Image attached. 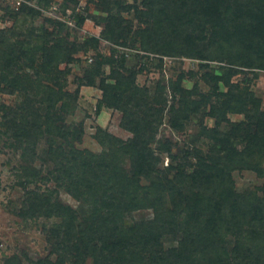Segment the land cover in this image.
I'll return each mask as SVG.
<instances>
[{"label": "trees", "instance_id": "16d2710c", "mask_svg": "<svg viewBox=\"0 0 264 264\" xmlns=\"http://www.w3.org/2000/svg\"><path fill=\"white\" fill-rule=\"evenodd\" d=\"M97 4L109 12L102 19L107 39L130 47L139 43L148 52L192 57L201 60V68H211L205 69L203 78L212 89L204 93L198 85L182 86L186 77L181 76L173 84L179 103L169 110L170 123L178 131L193 115L201 114L209 150L187 147L179 157L174 152L177 142L160 139L152 146L166 99L160 94L152 97L137 85V71L126 68V53L107 61L110 73L101 79L103 95L96 112L103 106L122 109L123 124L134 136L122 141L102 129L95 136L102 144L116 140L131 155L132 172L114 164L109 152L75 147L74 140L82 139L84 129L65 126L64 114L78 104L81 85H94V75H104V64L98 61L75 91L66 90L64 76L69 70L58 65L64 60L73 63L79 45L62 38L49 45L52 36L46 30L38 35L34 27L24 33L19 13L34 17L35 9L10 13L17 26L0 30V92L18 91L24 98L15 106L0 102L1 124L31 162L38 157L41 138L48 140L40 167H23L21 185L27 198L22 215L62 218L49 230L57 260L35 264H84L89 257L94 264H264V181L239 189L233 176L234 171L247 169L264 179V166L258 163L264 157V109L259 99L231 81L245 69H264V0H141V6L99 0ZM132 9L146 25L133 29V20L121 13ZM85 19L82 14L77 23L82 25ZM214 60L225 64L213 65ZM25 66L35 69L38 78L29 77ZM39 76L55 86L43 84ZM221 83L229 87L227 92L220 89ZM35 103L45 107L39 109ZM230 114L245 117L234 121ZM206 117L215 119L213 127L204 124ZM162 153L171 159L164 168L159 166ZM144 180L150 183L145 185ZM61 188L90 207L80 212L63 203L58 196ZM163 190H172L175 209H163ZM144 208H153L151 219L125 220L127 213ZM166 242L176 244L167 247ZM7 264L22 263L13 257Z\"/></svg>", "mask_w": 264, "mask_h": 264}, {"label": "rangeland", "instance_id": "374dc122", "mask_svg": "<svg viewBox=\"0 0 264 264\" xmlns=\"http://www.w3.org/2000/svg\"><path fill=\"white\" fill-rule=\"evenodd\" d=\"M97 1L99 0H51L47 4L40 0H0V30L16 27L17 18L10 13H18L23 7H26L35 9L38 15L33 17L29 14L25 15L23 12L19 13L18 19H20L19 23L24 33L30 27H34L36 34L40 35L46 30L52 36L53 40L49 45H52L56 38L76 42L79 45V50L74 54L75 61L73 63L64 60L58 65L61 70H69L64 76L66 90L75 91L88 72L95 68L96 63L103 62L104 75L95 74L94 85H81L78 104L72 112L64 114L63 124L65 126L73 129L82 125L84 129L82 139L74 140V146L78 149H90L96 153L109 152L114 164L120 165L129 173L132 172L133 159L119 147L118 143L116 144V140L102 144L95 136L100 129L122 141H127L134 136V133L123 124L124 111L122 109L103 106L99 114L96 112L97 100L103 95L100 88L101 79L110 73L107 61L112 57L117 58L126 53L129 58L126 68L137 71V85L147 88L152 97L160 94L166 99L164 113L157 120V132L152 146L155 147L157 140L169 139L171 142L178 143L174 152L179 157L183 154L182 150L187 147L199 146L208 152L209 140L203 135L201 114L193 115L186 122L185 129L178 131L170 123L169 110L172 104L178 105L179 103V94L174 98L173 84L178 82L181 76H184L186 79L181 82L182 86L191 88L198 85L202 92L207 93L212 89V86L203 78V74L206 70L210 71L211 68H201V60L192 57L148 52L141 49L139 43L130 47V45L119 44L107 39L103 35L105 24L102 19L107 17L109 12L97 4ZM121 1L141 6V0ZM113 10L116 13L118 8L114 6ZM121 13L124 18L133 20V29L146 25L140 18L135 17L134 9L131 12L123 11ZM82 14L86 19L82 25H79L77 19ZM211 63L213 65L225 64L216 60ZM25 72L33 79L38 78L32 67L25 66ZM39 77H42L43 84L55 86L50 79ZM231 81L240 84L252 97L259 99L260 107L264 109V69H245L244 72L233 75ZM220 89L227 92L229 87L221 83ZM43 97L42 99H44ZM23 98L24 94L18 91L12 94L0 92V102L5 105L15 106ZM36 106L39 109L45 107L41 103H37ZM2 113L3 110L0 109V264H7L13 257H17L22 264H35L41 259L56 261L58 254L53 249V243L49 241V230L59 225L62 218L56 216L31 218L22 215L27 198L26 190L21 185L23 167L32 165L40 167L42 163L40 156L46 157L47 137L41 138L36 148L38 157L31 162L24 156L22 149L13 145L15 140L4 133L5 126L1 124ZM229 116L234 121L242 120L245 117L244 114H230ZM204 124L213 127L215 119L206 117ZM225 124L223 123L222 128H225ZM160 156L162 160L159 166L164 168L171 162V159L167 153H162ZM174 161V163L178 162ZM48 163L53 166L51 160ZM258 163L264 166V157H259ZM233 176L239 189L255 188L262 185L264 181L256 172L247 169L236 170L233 172ZM149 183V181H143L145 185ZM49 185L53 186L54 184L49 183ZM32 187L34 188V186ZM160 194L163 209L165 211L175 209L176 203L172 190H163ZM58 196L63 203L73 206L80 212H84L90 207L85 201L73 197L65 188L59 189ZM153 213V208H144L127 213L125 220L145 221L151 219ZM175 244L176 242H166L167 247ZM230 245L231 243L227 244L228 249ZM84 264H94L93 258L89 257Z\"/></svg>", "mask_w": 264, "mask_h": 264}]
</instances>
